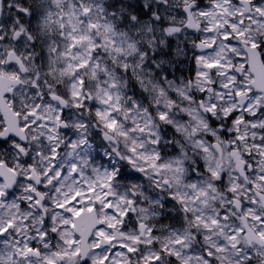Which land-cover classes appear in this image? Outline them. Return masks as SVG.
<instances>
[{
    "label": "clouds",
    "instance_id": "obj_1",
    "mask_svg": "<svg viewBox=\"0 0 264 264\" xmlns=\"http://www.w3.org/2000/svg\"><path fill=\"white\" fill-rule=\"evenodd\" d=\"M0 264H264V0H0Z\"/></svg>",
    "mask_w": 264,
    "mask_h": 264
},
{
    "label": "snow or ice",
    "instance_id": "obj_2",
    "mask_svg": "<svg viewBox=\"0 0 264 264\" xmlns=\"http://www.w3.org/2000/svg\"><path fill=\"white\" fill-rule=\"evenodd\" d=\"M90 210V209H89ZM77 215H79V212L77 213Z\"/></svg>",
    "mask_w": 264,
    "mask_h": 264
}]
</instances>
